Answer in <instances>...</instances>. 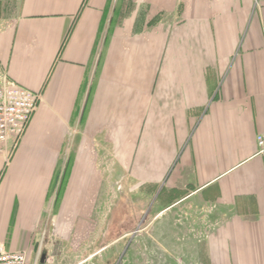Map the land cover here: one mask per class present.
Instances as JSON below:
<instances>
[{"label":"crops","instance_id":"1","mask_svg":"<svg viewBox=\"0 0 264 264\" xmlns=\"http://www.w3.org/2000/svg\"><path fill=\"white\" fill-rule=\"evenodd\" d=\"M1 72L40 94L0 153L8 252L154 264L153 221L106 238L114 176L167 198L161 264H264V0H0Z\"/></svg>","mask_w":264,"mask_h":264},{"label":"rangeland","instance_id":"2","mask_svg":"<svg viewBox=\"0 0 264 264\" xmlns=\"http://www.w3.org/2000/svg\"><path fill=\"white\" fill-rule=\"evenodd\" d=\"M113 181L108 185L109 196L106 199L107 207H112L113 213H108L105 235L108 240L114 239L120 234H129L136 228H144L148 223L153 221L154 243L146 240L145 232L137 235L138 243L134 246L131 254H150L154 255V264H161L160 255L162 254L161 247V217L158 212L167 203V198L163 199L162 191L159 189H151L140 185H133L126 181H120L113 176ZM171 200L178 198L174 194ZM172 196V195H171ZM149 211V213H147ZM192 214L195 209L191 208ZM158 216V217H157ZM157 217V219H156ZM154 218V219H153ZM175 228V227H173ZM176 232V230H175ZM131 236V235H130ZM147 241V242H146ZM176 247H175V251ZM117 253V251H116ZM116 258L109 261L108 264H115ZM145 258H139L138 263L131 264H146ZM126 264H130L129 262Z\"/></svg>","mask_w":264,"mask_h":264},{"label":"built area","instance_id":"3","mask_svg":"<svg viewBox=\"0 0 264 264\" xmlns=\"http://www.w3.org/2000/svg\"><path fill=\"white\" fill-rule=\"evenodd\" d=\"M39 102V93L17 85L0 73V153L7 156L13 153ZM255 145L256 156L264 161V133L255 137ZM0 264H26V254L8 252L0 243Z\"/></svg>","mask_w":264,"mask_h":264},{"label":"flooded vegetation","instance_id":"4","mask_svg":"<svg viewBox=\"0 0 264 264\" xmlns=\"http://www.w3.org/2000/svg\"><path fill=\"white\" fill-rule=\"evenodd\" d=\"M139 230V229H138Z\"/></svg>","mask_w":264,"mask_h":264}]
</instances>
